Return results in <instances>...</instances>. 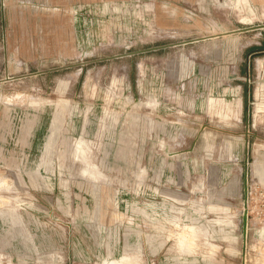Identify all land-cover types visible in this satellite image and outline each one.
Segmentation results:
<instances>
[{
  "label": "rangeland",
  "instance_id": "1",
  "mask_svg": "<svg viewBox=\"0 0 264 264\" xmlns=\"http://www.w3.org/2000/svg\"><path fill=\"white\" fill-rule=\"evenodd\" d=\"M261 25L264 0H0V264H264V30L227 35Z\"/></svg>",
  "mask_w": 264,
  "mask_h": 264
},
{
  "label": "water",
  "instance_id": "2",
  "mask_svg": "<svg viewBox=\"0 0 264 264\" xmlns=\"http://www.w3.org/2000/svg\"><path fill=\"white\" fill-rule=\"evenodd\" d=\"M5 24V21H4ZM257 30H264V26H256V27H251V28H246V29H242L239 31H235L232 33H228L227 35H235V34H239V33H246V32H250V31H257ZM212 38V37H211ZM211 38H203V39H197V40H193V41H187V42H182L179 43V45H187V44H191V43H195V42H200V41H204V40H208ZM167 47H158V48H153V49H147V50H143V51H138V52H134V53H128V54H124L118 57H114L111 59H115V58H125V57H132V56H136V55H140L143 53H148V52H153V51H157L160 49H164ZM74 66H68V67H64L63 69H69L72 68ZM247 89L249 90L250 88V81L247 82ZM247 112H246V118H247V123H249V117H250V93L248 91V95H247ZM245 196H246V203H245V213H244V234L245 236H247L248 234V197H249V171L248 169L245 172Z\"/></svg>",
  "mask_w": 264,
  "mask_h": 264
},
{
  "label": "bare ground",
  "instance_id": "3",
  "mask_svg": "<svg viewBox=\"0 0 264 264\" xmlns=\"http://www.w3.org/2000/svg\"><path fill=\"white\" fill-rule=\"evenodd\" d=\"M264 26V25H263ZM63 85H65L64 86V89H65V87H66V83L65 82H62L61 83V87L63 86ZM63 91V90H62ZM58 120H63V119H65V116L64 115H62V119L60 118H57ZM58 120H55L54 122H56V124H57V121ZM54 126H55V130L53 129L52 130V133H51V135H50V138H49V144H50V146H48L47 148H49V149H47L48 151V155L50 156V159H52L53 158V153L51 152V150L52 149H54V148H56V146H57V143H58V140H59V137H60V134H61V130H62V126H61V124H60V126L58 125V126H56L55 124H54ZM51 154H52V156H51ZM194 237H195V235H193L192 234V237H191V239H184L181 243H180V248L183 250H187V251H189L190 249H191V246H192V241H193V239H194ZM113 264H131V262L129 261V260H127V259H123V261H121V263H113Z\"/></svg>",
  "mask_w": 264,
  "mask_h": 264
},
{
  "label": "crops",
  "instance_id": "4",
  "mask_svg": "<svg viewBox=\"0 0 264 264\" xmlns=\"http://www.w3.org/2000/svg\"><path fill=\"white\" fill-rule=\"evenodd\" d=\"M36 142H37L36 144H38L37 150L40 151L41 150L40 146H42V141H36Z\"/></svg>",
  "mask_w": 264,
  "mask_h": 264
}]
</instances>
